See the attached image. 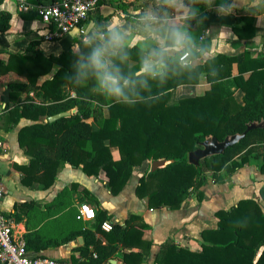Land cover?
Masks as SVG:
<instances>
[{
  "label": "trees",
  "instance_id": "trees-1",
  "mask_svg": "<svg viewBox=\"0 0 264 264\" xmlns=\"http://www.w3.org/2000/svg\"><path fill=\"white\" fill-rule=\"evenodd\" d=\"M10 18L8 11L0 10V33L7 31ZM242 19L243 25L235 27L234 31L240 39L250 43L255 35L253 18L243 16ZM76 43L77 51L69 49L45 55L37 48V41H30L24 52L9 53L6 60L0 59V75L14 71L27 79L9 83V99L14 105L6 104L0 113V129L4 130L15 126L21 118L34 121L22 126L17 135L19 146L30 157L25 165L14 164L21 172L20 180L24 185L47 189L57 179L61 166L69 163L72 167L81 166L89 176L99 177L103 172L108 190L117 195L135 168L152 160L165 159L166 165L142 173L135 195L146 197L150 207L176 209L191 190H196L198 199L202 198L198 188L207 173L218 183L247 165L264 173V53L259 57H252L248 50L236 55H213L210 58L218 75L214 78L205 75L210 85L200 95L173 99L175 87L200 81L187 79L186 74H181L183 70L170 73L166 82L149 79L151 92L158 94L159 101L126 106L69 83L66 75L72 72L74 53L87 50L88 42L79 39ZM127 53L124 62H117L123 72L133 79L144 78V70L141 71L144 52L137 47H127ZM205 63L199 62L197 68L203 69ZM51 72V76H47ZM229 78L243 91L242 102L225 87L223 80ZM29 91H34L41 101L32 102L29 96L21 98L23 92ZM71 91L74 96L70 95ZM74 108L76 110L67 116L47 120L50 115ZM88 118L92 121H86ZM43 119L46 121L42 122ZM254 121H263V124L247 131L221 154L202 158L197 165L188 162V152L206 137L215 136L221 141L228 135L242 133ZM112 147L119 152L117 159L113 158ZM83 192L91 195L85 188ZM259 197L264 202V184L259 189ZM95 202L100 204L98 199ZM263 206L258 199L242 198L228 209L216 210L217 227L200 231L199 249L180 246L167 239L160 245L153 264H264ZM111 217L105 209H96L93 222L82 229L77 212L73 226L78 228L71 230L63 240L41 242L29 233L26 248L39 253V249L48 245H59L81 235L83 244L78 250L84 259L73 258L72 264H103L118 250L117 243L129 248L121 255L126 264H141L152 244L143 237L148 224L136 213L128 214L124 226L113 222ZM105 220L112 223L109 231L101 229ZM96 233H102L107 242L102 243Z\"/></svg>",
  "mask_w": 264,
  "mask_h": 264
},
{
  "label": "crops",
  "instance_id": "crops-1",
  "mask_svg": "<svg viewBox=\"0 0 264 264\" xmlns=\"http://www.w3.org/2000/svg\"><path fill=\"white\" fill-rule=\"evenodd\" d=\"M51 1L53 0H1L0 10L8 11L11 18L7 31L0 33V59L6 60L9 53L24 52L30 41H37V48L45 55L59 54L69 49L77 51L76 42L79 39L88 42V36L97 26H101V30L106 31L112 25L129 28L131 35L127 47H137L144 52L145 40L140 31L139 17L143 11L156 9L159 6L158 0H99L88 15L83 34L80 35L77 29H73L59 39L46 40L45 28L40 16L36 14L35 7ZM240 2L241 6L228 17H221L214 10L207 11L201 7V12L207 19L203 24L196 21L190 23V31L197 38L198 44L208 49L210 57L217 53L236 55L244 50H248L252 57H259L264 53V0H240ZM25 5H28L27 9L23 8ZM243 16L253 18L255 35L250 43L240 39L234 31L235 27L240 28L243 25ZM176 21L180 23L179 16L176 17ZM143 70L142 66L141 71ZM233 72L236 73L235 65ZM51 74L52 72L47 76ZM204 77L202 74L196 84H181L175 87L172 90L173 99L203 94L210 85ZM43 78L40 77L39 82ZM26 81L24 75L14 71L0 75V113L3 112L6 104L11 107L14 105L9 99V83ZM223 83L225 87H227L226 83H230L228 88L233 91L236 100L242 102L243 91L233 85L231 78L224 79ZM177 93L178 97H176ZM70 95L74 96L75 93L71 91ZM27 96L32 102L41 101L34 91L21 94L23 99ZM86 121L91 122L92 118ZM33 122L21 118L8 130L0 129L2 142L0 178L5 189L0 200V208L13 219L16 235L22 236L25 241L29 233L34 234L41 242L63 240L71 230L78 228L73 226L76 225L75 214L78 212L80 215V205L85 203L94 211L105 209L112 216V221L122 226L125 225L129 213L139 214L148 224L144 229L143 237L152 241L149 254L143 257L141 264H153L160 245L167 239L173 240L180 246L199 249L202 243L200 231L217 227V218L214 215L216 210L228 209L242 198H255L262 205L264 203L259 197V189L264 184V173L253 165L237 170L222 183L214 181L207 175L198 188L202 198L198 199L196 190H191L182 205L176 209L165 206L150 207L146 197L139 198L135 195L138 179L146 169L149 170L151 161L135 168L125 187L117 195H112L108 190L103 172L99 177L89 176L83 172L81 166L76 168L69 163L61 166L57 179L49 188H31L21 182V172L14 164L25 165L29 162L30 157L19 146L17 135L22 126ZM111 152L114 159L119 157L116 147H112ZM72 184H76L77 187H73ZM83 188L91 195L83 192ZM95 199H98L100 204H97ZM94 218L90 220L81 218L82 229L90 226ZM105 221L111 223L109 220ZM79 237L82 238V243H79ZM96 237L102 243L107 242L102 233H96ZM82 244L83 237L80 235L66 242H60L59 245H48L39 249V253L68 261L73 258L81 261L84 258L79 256L78 246ZM117 244L118 250L103 264H126L121 255L129 248ZM91 248L90 246L89 249Z\"/></svg>",
  "mask_w": 264,
  "mask_h": 264
},
{
  "label": "clouds",
  "instance_id": "clouds-1",
  "mask_svg": "<svg viewBox=\"0 0 264 264\" xmlns=\"http://www.w3.org/2000/svg\"><path fill=\"white\" fill-rule=\"evenodd\" d=\"M158 4V8L145 10L139 17L145 40L144 78L133 79L117 63L128 57L131 31L121 25H112L106 31L97 26L88 36L87 50L74 53L72 72L66 75L69 83L115 104L134 106L159 101L158 94L151 92L149 79L166 82L170 73L179 70L192 81L200 80L201 74L216 77L218 71L208 49L198 44L189 25L192 21L203 24L207 19L201 7L228 17L241 6L240 0H158ZM177 16L180 23L176 21ZM201 60L206 63L203 69H198Z\"/></svg>",
  "mask_w": 264,
  "mask_h": 264
},
{
  "label": "built area",
  "instance_id": "built-area-1",
  "mask_svg": "<svg viewBox=\"0 0 264 264\" xmlns=\"http://www.w3.org/2000/svg\"><path fill=\"white\" fill-rule=\"evenodd\" d=\"M98 2L99 0H53L34 6L45 28L44 39H59L73 29H77L78 34H83L88 15ZM23 8L27 9L28 5ZM4 193L5 189L0 178V200ZM79 212L84 220L95 217L94 209L85 203L80 205ZM14 227L13 219L0 208V261L2 264H72L68 260L28 250L24 238L16 235ZM111 228L112 224L107 221L101 224L102 230L109 231Z\"/></svg>",
  "mask_w": 264,
  "mask_h": 264
},
{
  "label": "water",
  "instance_id": "water-1",
  "mask_svg": "<svg viewBox=\"0 0 264 264\" xmlns=\"http://www.w3.org/2000/svg\"><path fill=\"white\" fill-rule=\"evenodd\" d=\"M72 111H75V108L72 109ZM71 112L70 111H62L53 115H50L47 120L49 122L54 121L60 117L67 116ZM263 121L261 122H250L246 129L242 133H235L232 135L226 136L223 140H218L215 136H209L206 137L204 140L199 142V146L187 154V160L189 163L193 165H197L199 160L205 157H208L210 155H216L221 154L227 147L234 145L237 143L240 139H242L246 132L255 128L262 126ZM167 164V161L165 159H156L152 160L150 163L149 171H154L159 167H162ZM79 243H82V238H78Z\"/></svg>",
  "mask_w": 264,
  "mask_h": 264
},
{
  "label": "rangeland",
  "instance_id": "rangeland-1",
  "mask_svg": "<svg viewBox=\"0 0 264 264\" xmlns=\"http://www.w3.org/2000/svg\"><path fill=\"white\" fill-rule=\"evenodd\" d=\"M226 85H227V88H228V85H230V83H228V84L226 83ZM176 97H178V93L176 94ZM247 166H249V165H247ZM244 167H246V166H244ZM242 168H243V167H242ZM207 175L211 176L210 173H207L206 176H207Z\"/></svg>",
  "mask_w": 264,
  "mask_h": 264
}]
</instances>
